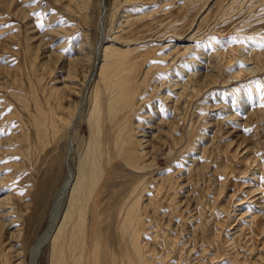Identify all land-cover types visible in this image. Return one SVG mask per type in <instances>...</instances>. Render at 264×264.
<instances>
[{
  "label": "rangeland",
  "instance_id": "1",
  "mask_svg": "<svg viewBox=\"0 0 264 264\" xmlns=\"http://www.w3.org/2000/svg\"><path fill=\"white\" fill-rule=\"evenodd\" d=\"M71 2L0 0V264H30L36 239L55 222L58 192L89 147L106 46L129 51L113 57L135 71L131 130L147 122L154 132L139 138L159 139L152 159L150 143L143 155L136 139L126 146L146 175L123 157L105 165L88 237L100 229L103 244L122 252L120 218L142 193L148 264H264V0H85L80 12ZM72 58L76 88L61 101L54 87ZM190 76L191 97L180 86ZM98 119L107 148L104 105ZM51 259L49 239L37 264Z\"/></svg>",
  "mask_w": 264,
  "mask_h": 264
},
{
  "label": "bare ground",
  "instance_id": "2",
  "mask_svg": "<svg viewBox=\"0 0 264 264\" xmlns=\"http://www.w3.org/2000/svg\"><path fill=\"white\" fill-rule=\"evenodd\" d=\"M69 1L71 2L73 0H69ZM75 1L77 4L76 7H78L79 12L85 10L88 6L87 5L88 3L86 4L85 0H74V2ZM73 3L71 2V5H72L71 10L75 11V10H73V9H75V8H73ZM71 5H69L67 7H70ZM83 42H81V43H83ZM84 44L85 43H83L82 45L84 46ZM84 48H85V46H84ZM186 49H189V47H187ZM115 50L116 49L114 48V50H113V48L111 46L104 47V62L102 65H100V69H99L100 78H99L97 85L95 86V91L93 94L94 95V97H93L94 98L93 99V109H92V112H91L90 118H89V120H90L89 122H91V123H92V120L94 118L95 124H93V126L91 125L92 126V128H91L92 133H91V138L89 140L88 150H87V152L85 151L86 155L84 156V158L80 159L78 161L76 169L72 172V174L68 175V178L65 181L64 188L58 192V196L56 197L57 216L55 217V222L51 223L49 225V227L36 239L34 246L32 248V251H31V262H30V264H37L39 256L41 254V250L43 249V245L49 239H51V241H52V259H51L52 264H146L148 261V259L145 256L144 247L142 245L143 242L141 243V234H142L141 227L143 226V223L145 224V222L143 221L144 220L143 216H142L144 214V212H143V214L141 213V211H140L141 208L139 205L141 203L140 200H141V194L142 193H140V195L136 194V196L134 198H132V201H130V203L125 207V211H123L124 209L122 210L124 212L123 214H122V211H121V213L119 212L120 213L119 215L122 214V216L120 218V228H121L120 231L122 232L121 234L123 236L125 234L128 235V237L125 235L124 238H120L122 236L119 237L120 241L123 245L122 252H120L119 254H117L113 250H110L109 247L107 246L108 244L107 245L103 244V241H102L103 236H102V234L97 232L100 229L97 228L98 230H96V235L94 237L91 236V238H89L88 234H87L88 228H86L87 227L86 223H87L88 208H89V204L92 200L93 194H94L96 188L98 187V185L101 183V181L103 179L102 177L107 176V175L103 176L104 168L107 169V167H105V165L111 166V165H108V162H109V164H111L110 162L112 161V159L115 156H117L118 158L123 157L124 160H122V161L127 162L129 165H131L132 168H135L136 172L137 171L139 173L143 172L145 174L148 167L145 168V165L144 166H142L140 164L138 165L137 160L134 161V159L132 158V154H130L129 150L126 149L127 148L126 146L132 140V138L136 139L135 143H138L141 146V151L138 148H137V151H139L143 155L144 147L147 148L146 145H148L149 143L151 145L152 141L155 138L157 140L159 139L158 136H155L149 140L146 139V140H148L147 143L149 142L148 144H146L145 140H143V139H145V137H147V136L143 135L142 136V137H144L143 139L139 138L140 135H138V134L140 132H143V134H144V132L146 133V128L148 129V131H147L148 133L154 132L153 131L154 125H151V124L147 125V122L143 125H140V127L138 128L139 130L134 129V128H133V130H131L132 128L130 126L133 123L131 124V120H129V119H131L133 117V114L136 113V111L133 108L135 107L134 105L137 104L136 103L138 100L137 96L139 94L140 89H139V86L136 84L137 81L135 82V79H134L135 76L133 77V74L135 71L133 72L132 67L130 70H128V68H127L128 71H125V69H123V66L121 65V63H119L117 61V58L113 57L115 55H119V56L124 55L129 51L126 52V51H124V50L122 51L120 49H119V51L118 50L115 51ZM120 51L122 53L124 52V54H121ZM127 54H129V53H127ZM63 59H66V58H63ZM78 61L79 60L77 58L76 59L72 58L71 60L69 59L68 64L66 66L61 67V68L65 69L66 73H68V76L66 78L62 79V83H63L62 87H60V85L59 86L56 85V87L53 86L55 88L54 89L55 94L59 95L61 97L60 98L61 101H63L62 99H64L65 96L70 97L72 94L73 88H76V87L72 86L70 83H71L72 78L76 75V66H77L76 63H78ZM82 61L84 62V60H82ZM121 62H122V64H125V62H123V61H121ZM71 63H72V66H70ZM134 64H136V63H134ZM239 74H242V73H239ZM195 76H197V75H195ZM195 76H190V78L188 80L189 83L180 84V83L173 82V84H171V86L176 88L177 85L178 86H179V84H180V86L182 85V89L185 91L187 90L190 94V97H191V96H193V94H192L193 89H191L189 87H190V83H193L194 78H196ZM237 76L238 75H236V77ZM191 86H193V85H191ZM134 87H136V88H134ZM179 89H180V87H179ZM194 89H196V87H194ZM197 91H198V89H197ZM178 94L183 95L184 93L179 92ZM168 95L170 96V94H168ZM138 97H140V96H138ZM186 99H188V98H186ZM182 100H181V102H184ZM169 101H171V100H169ZM173 103H174L173 109H174L175 113L178 114L179 110H182V107H181V109L180 108L178 109V105L180 104V103L178 104V99L174 100ZM102 105H104L106 107V110L108 112V116L110 115V121H111L110 124H112L110 127V131H111L112 135L110 136L108 134L110 137H108L107 135L105 137V138L108 137L107 140H108L109 145L107 148L105 147L104 139L101 137L102 129H104L103 122L104 121L106 122V120L104 119V121H103V119L102 120L98 119V117L100 116V113H101V106ZM136 107H137V105H136ZM98 120H100V122H96ZM55 123H57V122H55ZM152 123H153V121H152ZM56 131H58V128ZM158 133L161 134V138H163L162 132H158ZM205 136L206 135L202 136L203 141L205 140ZM199 141H201V140H199ZM164 143H166V142H164ZM206 143H208V142L206 141L205 143H202L201 146L203 147V145H205ZM173 145H171V146H173ZM198 146H199V148H202L200 146V143H199V145L197 144V148H198ZM209 146H210V144H209ZM149 147H150V149H149L150 151L145 149L146 158H147V156H149V157L152 156V154H153L152 151L154 152L153 146L151 145ZM207 147L208 146L206 144V146H204L202 149H206ZM171 149L173 150V148H171ZM132 150H134V149H132ZM124 152H126V155H122ZM191 156L192 155H190V157ZM136 158H139V157H136ZM193 160H195V159H193ZM153 161L155 162V159H153ZM153 161H151V162H153ZM198 161L199 160H197V162ZM190 167H191V165H190ZM199 167H201V166H199ZM113 168L114 167H112V169ZM193 168H194V165H193ZM196 170H198V169H196ZM149 171H151V169L150 170L148 169V172ZM106 173H107V170H106ZM201 174H203V173H201ZM201 174H200V176H201ZM112 179L109 178V180H110L109 182H111ZM109 182L107 184H109ZM114 182H115V180H114ZM163 182H165V181H163ZM172 183H173V181H172ZM110 184L114 185L115 183L114 184L110 183ZM104 185H105V182H104ZM116 185H117V183H116ZM158 185H159V183L157 182V186ZM171 185L175 186L176 183L171 184ZM159 187L160 186L157 187L156 191L157 190L160 191ZM172 188H174V187H172ZM258 189L259 188H257V190ZM105 191H107V190H105ZM132 191H134V190H132ZM121 192H122V190H121ZM135 192H136V190H135ZM138 193H139V191H138ZM94 199L96 200L95 197H94ZM95 200H94V202H95ZM147 204H146V206H147ZM124 205H125V203L123 202V206ZM99 206H101V205H99ZM151 207H152V205H151ZM102 208L103 207H101V209ZM93 209L96 210V208H93ZM99 209H100V207H99ZM4 215H5V213H4Z\"/></svg>",
  "mask_w": 264,
  "mask_h": 264
}]
</instances>
